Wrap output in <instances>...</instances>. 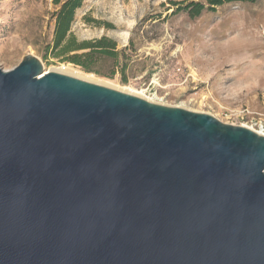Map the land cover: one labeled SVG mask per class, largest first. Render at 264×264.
Masks as SVG:
<instances>
[{
  "label": "water",
  "instance_id": "1",
  "mask_svg": "<svg viewBox=\"0 0 264 264\" xmlns=\"http://www.w3.org/2000/svg\"><path fill=\"white\" fill-rule=\"evenodd\" d=\"M0 264H264V135L0 67Z\"/></svg>",
  "mask_w": 264,
  "mask_h": 264
},
{
  "label": "rangeland",
  "instance_id": "2",
  "mask_svg": "<svg viewBox=\"0 0 264 264\" xmlns=\"http://www.w3.org/2000/svg\"><path fill=\"white\" fill-rule=\"evenodd\" d=\"M173 1L182 0H85L73 33L80 40L108 36L120 52L117 58L100 57L94 71H86L44 56L54 37L53 0H0V67L12 69L32 54L45 70L68 71L153 102L260 130L264 0L207 7L195 18L177 11Z\"/></svg>",
  "mask_w": 264,
  "mask_h": 264
},
{
  "label": "trees",
  "instance_id": "3",
  "mask_svg": "<svg viewBox=\"0 0 264 264\" xmlns=\"http://www.w3.org/2000/svg\"><path fill=\"white\" fill-rule=\"evenodd\" d=\"M85 0H53L57 9L53 12L54 37L52 44L45 52V58L53 57L63 62H70L82 67L86 71H94V63L100 57L117 58L120 52L117 43L108 36L95 39L80 40L72 31L77 10ZM256 0H182L173 1L177 11L185 10L192 18L199 16L207 7L215 9L225 3ZM113 75V74H112Z\"/></svg>",
  "mask_w": 264,
  "mask_h": 264
},
{
  "label": "bare ground",
  "instance_id": "4",
  "mask_svg": "<svg viewBox=\"0 0 264 264\" xmlns=\"http://www.w3.org/2000/svg\"><path fill=\"white\" fill-rule=\"evenodd\" d=\"M62 73H66V74H69V75H71V76H75V77H78L77 75H75L74 73H69L68 71H61ZM80 77V76H79ZM78 77V78H79ZM82 79V78H81ZM87 79V78H86ZM85 80V79H84ZM88 80H90V79H88ZM87 80V81H88ZM90 82H91V80H90ZM133 94H135V95H137V96H141L140 94H137V93H133ZM257 132H259V133H261V134H263L264 135V130H261V131H259V130H257Z\"/></svg>",
  "mask_w": 264,
  "mask_h": 264
},
{
  "label": "built area",
  "instance_id": "5",
  "mask_svg": "<svg viewBox=\"0 0 264 264\" xmlns=\"http://www.w3.org/2000/svg\"><path fill=\"white\" fill-rule=\"evenodd\" d=\"M248 113V112H245V114ZM258 127H259V131L261 130H264V121L261 119V122L258 124ZM257 131V130H256Z\"/></svg>",
  "mask_w": 264,
  "mask_h": 264
}]
</instances>
